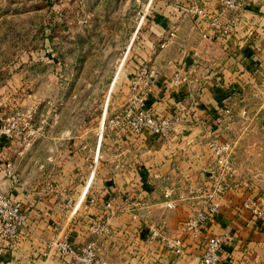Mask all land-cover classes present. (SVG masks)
Wrapping results in <instances>:
<instances>
[{
  "label": "crops",
  "instance_id": "crops-1",
  "mask_svg": "<svg viewBox=\"0 0 264 264\" xmlns=\"http://www.w3.org/2000/svg\"><path fill=\"white\" fill-rule=\"evenodd\" d=\"M192 1L171 0L172 14L152 22L153 33L141 40L134 56L157 69L156 84L146 99L155 113L185 112L203 118L229 105L237 121L235 127L243 117L249 118V130L238 127L228 135L217 134L219 140L230 141L238 167L231 186L217 200L218 211L196 234L181 231V221L203 204L198 187L207 183L204 167L211 161L205 144L206 127L179 124L168 138L148 130L123 133L102 126L103 113L99 120L97 112L94 117L91 112L89 123L83 124L77 103L72 101L74 112L65 117L69 125L63 127L62 118L58 128L44 129L42 134L58 137V143L27 147L31 153L42 148V166L49 170L41 179L21 172L19 181L10 183L0 158V186L21 202L27 216L16 244L2 245L1 264H70L69 255L48 247L49 237L57 231L72 245H82L96 239L91 226L101 218L107 219L111 231L96 239L98 251L114 264H197L205 237L221 232L230 236L221 250L224 264H264V214L253 215L242 206L248 195L264 205V86L260 76L264 68V0L252 2L245 11L225 13L221 19L230 22L229 30L210 37H202L200 32L207 24L185 12ZM202 3L211 12L218 9L217 0ZM173 25L177 27L175 34L159 48L158 42ZM133 43L135 35L128 46ZM126 64L129 71L131 59ZM175 69L202 80L195 103L189 84L171 85L169 78ZM119 74L117 67L106 92L109 97ZM120 78L126 83L125 73L123 80ZM123 90L121 99L112 94L108 100L105 118L128 97L129 86ZM245 135H249V143L244 142ZM27 162L34 167L39 160L33 155ZM244 178L248 179L245 183ZM133 199L142 202L134 210L136 217L129 208ZM168 201L174 206H167ZM154 225L170 236L182 237L183 252L177 254L160 241L148 242L149 229Z\"/></svg>",
  "mask_w": 264,
  "mask_h": 264
},
{
  "label": "rangeland",
  "instance_id": "rangeland-1",
  "mask_svg": "<svg viewBox=\"0 0 264 264\" xmlns=\"http://www.w3.org/2000/svg\"><path fill=\"white\" fill-rule=\"evenodd\" d=\"M170 1L0 0V122L6 115L28 121L25 124L20 118L17 125L22 134L2 141V162L9 160L19 174L41 179L49 170L42 166V148L31 153L27 147L58 143V137L42 134L44 129L58 128L59 121L74 112L72 101L77 103L84 124L89 123L91 112L93 117L97 112L100 120L103 103L110 102L112 94L118 99L125 95L123 87L141 62L134 56L139 44L153 33V21L172 14ZM130 59L127 71L126 61ZM117 67L120 74L109 97L106 92ZM123 73L126 83L120 81ZM126 99L115 110L122 108ZM236 122L232 132L238 127L246 131L251 128L247 117L237 127ZM62 124L64 127L69 122L65 119ZM96 124L94 121L93 126ZM262 124L264 129V118ZM248 136L243 138L245 143L250 142ZM33 155L39 162L31 167L27 161Z\"/></svg>",
  "mask_w": 264,
  "mask_h": 264
},
{
  "label": "built area",
  "instance_id": "built-area-1",
  "mask_svg": "<svg viewBox=\"0 0 264 264\" xmlns=\"http://www.w3.org/2000/svg\"><path fill=\"white\" fill-rule=\"evenodd\" d=\"M256 0H217L218 9L209 11L204 4L194 0L185 6V12L194 15L199 23H206L207 29L202 30V37L212 35H221L230 28V22H223L222 17L227 12L245 11L249 5ZM177 27L173 25L158 42L159 48H163L168 39L175 34ZM211 30V32H210ZM262 84L264 86V68L261 69ZM158 77L156 67L149 61L143 60L139 63L135 73L131 76L128 86L129 95L122 108L115 110L106 121L107 125L123 133L137 134L148 130L151 134L168 138L175 131L179 124L189 126L201 125L207 128L206 147L209 151L211 161L204 167L208 172V181L198 187L199 197L203 204L198 206L191 214L187 215L180 223L181 231L187 234H196L205 221L218 211L217 200L231 186L233 177L238 174V167L232 158V145L230 141L219 140L217 134L230 131L235 123L231 107L222 106L215 114L209 117L190 116L185 112L155 113L146 104V99L152 93ZM171 85L175 88L183 84H189L191 88V100L195 103L198 100L203 86L201 79L190 77L188 72L181 69H175L169 78ZM107 103L102 110L104 115L102 126L105 123V112ZM19 114V112H17ZM30 116V115H29ZM19 116L6 115L0 122V142L12 135H21L22 129L18 128L17 122ZM28 121L24 118V123ZM101 133L98 134V144ZM97 155H95L96 157ZM1 169L7 176L10 183L16 184L19 181V173L15 171L11 161L2 162ZM244 183L248 181L243 179ZM111 200L106 202L109 206ZM142 206L140 199H133L129 202V208L132 211V217H136L135 209ZM167 206L172 207V201L167 202ZM242 206L250 209L256 216L264 214V205H260L255 197L248 195L242 201ZM27 216L22 209L21 202L14 199L9 192L0 186V264L4 261L2 256V245H15L21 226L26 222ZM57 230V226H54ZM96 239L110 234L111 228L106 218L96 220L91 226ZM96 239L90 240L82 245L74 246L63 234L56 231L47 242L48 247H54L60 254L70 256V264H114L98 251ZM230 239L226 232L210 234L205 237L203 250L197 264H224L221 256L223 244ZM160 241L165 247L177 254L183 252V239L180 236H170L162 231L156 225L151 226L147 241Z\"/></svg>",
  "mask_w": 264,
  "mask_h": 264
}]
</instances>
